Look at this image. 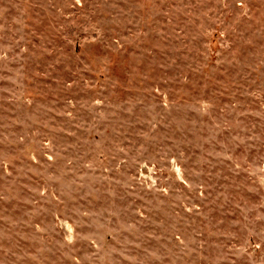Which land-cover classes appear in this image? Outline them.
Here are the masks:
<instances>
[{"label":"rangeland","instance_id":"obj_1","mask_svg":"<svg viewBox=\"0 0 264 264\" xmlns=\"http://www.w3.org/2000/svg\"><path fill=\"white\" fill-rule=\"evenodd\" d=\"M0 264H264V0H0Z\"/></svg>","mask_w":264,"mask_h":264}]
</instances>
